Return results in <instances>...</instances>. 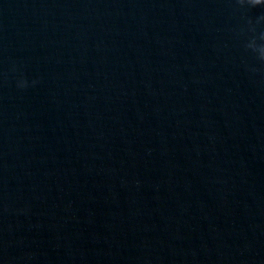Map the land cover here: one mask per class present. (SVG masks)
<instances>
[{"label":"water","instance_id":"obj_1","mask_svg":"<svg viewBox=\"0 0 264 264\" xmlns=\"http://www.w3.org/2000/svg\"><path fill=\"white\" fill-rule=\"evenodd\" d=\"M0 264H264V0H0Z\"/></svg>","mask_w":264,"mask_h":264}]
</instances>
